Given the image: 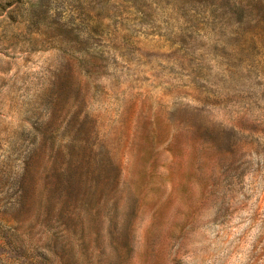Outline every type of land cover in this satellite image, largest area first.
Masks as SVG:
<instances>
[{"label":"rangeland","instance_id":"374dc122","mask_svg":"<svg viewBox=\"0 0 264 264\" xmlns=\"http://www.w3.org/2000/svg\"><path fill=\"white\" fill-rule=\"evenodd\" d=\"M0 264H264V0H0Z\"/></svg>","mask_w":264,"mask_h":264}]
</instances>
